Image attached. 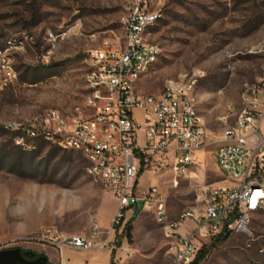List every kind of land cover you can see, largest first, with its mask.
I'll return each mask as SVG.
<instances>
[{
  "label": "rangeland",
  "instance_id": "1",
  "mask_svg": "<svg viewBox=\"0 0 264 264\" xmlns=\"http://www.w3.org/2000/svg\"><path fill=\"white\" fill-rule=\"evenodd\" d=\"M130 1L0 0V48L12 39L29 37L26 51L11 54L17 81L0 90V250L21 248L48 257L46 249L52 245L43 240L45 229L89 235L110 226L116 200L87 174L81 152L56 148L55 142L44 139L25 150L7 125L51 108L84 114L87 52L108 39L124 41ZM154 1L162 17L150 29L149 40L159 46L160 54L141 77L139 90L160 94L168 78L199 71L195 98L209 135L201 164L191 167L189 176L175 181L170 167L145 171L147 182L157 180L152 186H158L173 221L185 210L198 208L199 187L224 180L216 161L220 137L245 107L246 89L264 73V53L259 50L264 44V0ZM49 32L59 36L55 45ZM231 110L235 115L229 116ZM143 190L138 197L145 196ZM132 208L126 217L130 237L125 228L118 235L127 242L118 264H174L156 206L142 200ZM191 227L186 221L180 229ZM195 243L196 258L204 250L199 264H264V210L251 216L247 233L226 238L195 233ZM59 257L55 252V260H48L63 264Z\"/></svg>",
  "mask_w": 264,
  "mask_h": 264
},
{
  "label": "built area",
  "instance_id": "2",
  "mask_svg": "<svg viewBox=\"0 0 264 264\" xmlns=\"http://www.w3.org/2000/svg\"><path fill=\"white\" fill-rule=\"evenodd\" d=\"M158 17L162 11L150 7L149 0L133 1L123 20L124 41L108 39L101 48L87 53L89 67H94L106 84V96L92 102L90 110L84 114L52 112L8 127L26 132V139L15 140L20 147L28 148V141L40 140V136H53L55 145L82 151L87 163H92L95 180H103L116 200L111 231L124 230L128 212L139 206L140 199L146 206L155 205L158 221L171 242L174 264H193L198 253L195 233L203 237L247 233L251 216L264 210V78L246 89L244 116L227 124L220 137L224 147L216 149V161L223 182L197 189L198 208L169 220L158 186L149 187L143 198L137 196L140 173L170 167L175 181L189 176L190 168L201 164L209 135L208 128L195 126L186 96V85L201 76L199 71H189L186 80L168 78L160 94L139 90L144 60L160 51L156 43L140 37V28ZM20 40L15 38L0 48V90L17 81L7 67V58L9 49L22 51ZM50 42L54 44V39ZM94 84L97 87V82ZM233 115L231 110L229 116ZM47 117H54L55 125H47ZM56 119H63V126H56ZM240 167H247V174H240ZM234 178H241L240 189H233ZM186 221L192 227L182 232L180 226ZM101 233L95 228L90 236L66 235L50 228L44 230L43 240L57 247L87 250L108 245L106 239L98 240Z\"/></svg>",
  "mask_w": 264,
  "mask_h": 264
},
{
  "label": "bare ground",
  "instance_id": "3",
  "mask_svg": "<svg viewBox=\"0 0 264 264\" xmlns=\"http://www.w3.org/2000/svg\"><path fill=\"white\" fill-rule=\"evenodd\" d=\"M133 1H135V0L130 1L129 6L132 5ZM149 4H150V7H156L154 0H149ZM160 18L161 17L155 18V19H153L152 22L147 23L146 25H142V27L140 28V37H144L145 41H150L149 40L150 29L159 22ZM64 34H61V36ZM48 36H49V41H52V39H54V44H52V45H55L57 43V39L59 36L54 35L53 32H49ZM28 40H29V37L26 35H25V37L21 38L20 50L26 51L25 49H26V46L28 45V42H29ZM99 48H101V47H99ZM96 50H98V48H93V49L88 50L87 53H92ZM259 50H260V52L264 53V44L260 47ZM14 51H17V50L16 49H9V57L7 58V67H10V70L12 72V77L14 78V80H17V71L14 67L13 58L11 57V54ZM159 54H160V51L159 52H153V53H151L150 57H147V59L144 60V68H142V76L144 74H146L150 70V68L154 65V63L157 61V59L159 57ZM13 55H14V53H13ZM86 62H87V68H86V71L84 74L85 85H86L87 93L93 94V95H90V97H86V104L90 110L92 108V102H97V100L104 99V97L106 96V84L104 83V81H100V73L98 71H96V69L94 67H89V61H87V57H86ZM188 76H189V73H181L178 76L174 77V79L186 80V77H188ZM262 78H264V73H263ZM95 82H97V87H96V84H94ZM196 88H197L196 79H191L189 81L188 85H186V96H188V100L190 101V103L192 105V115L194 117L195 126L207 128L203 116L198 111L197 102H196V98H195ZM52 112H62V111L60 109H55V108L47 109L43 113L36 114L27 120L12 121V122L8 123L7 128L13 132L19 133L20 138L17 140L26 139V132L25 131H17V127H8V126L23 125L26 122L35 121V119H38L40 117H44V114H51ZM238 116H244V108L241 109L240 114ZM47 125H55V118L54 117H47ZM56 126H63V119H56ZM40 139L55 142V137H53V136H40ZM18 143H19V141H18ZM35 147L36 146L33 144V141H28V148H25V147H23V148L25 150H31ZM223 147H224V140H220V144L217 148H223ZM79 152L82 153V151H79ZM86 170H87V174L95 180L94 171L92 170V163H87ZM240 174H247V167H240ZM96 181H99L103 184V180H96ZM201 187H209V186H201ZM201 187H199L198 189H201ZM240 188H241V178H234L233 189H240ZM47 229H50V228H47ZM94 231H95V229H94Z\"/></svg>",
  "mask_w": 264,
  "mask_h": 264
},
{
  "label": "crops",
  "instance_id": "4",
  "mask_svg": "<svg viewBox=\"0 0 264 264\" xmlns=\"http://www.w3.org/2000/svg\"><path fill=\"white\" fill-rule=\"evenodd\" d=\"M86 93H87V89L84 96H86ZM84 110H89L86 108L85 98H84ZM145 174L146 172H144L140 176V180L138 184V190L143 188L144 189L143 192H145L150 186H152L157 181L154 178L151 179L149 182H147L145 180ZM141 202L142 200L140 199L139 202L136 203V205L141 206ZM111 225H112V221L107 229L101 230L102 233L99 235V239H98L99 241L102 239H106V241L108 242L107 246L105 247L96 246L94 248L85 250L71 246L57 247L52 245V247L46 249L49 259L52 261L55 260L54 259L55 252H57L59 253L60 261H62L65 264H118L123 260L125 256L127 242L124 237L122 236L118 237L119 234L120 235L122 234V231L110 230ZM90 234L89 235L84 234V235L90 236ZM118 241L120 242V244H118Z\"/></svg>",
  "mask_w": 264,
  "mask_h": 264
},
{
  "label": "water",
  "instance_id": "5",
  "mask_svg": "<svg viewBox=\"0 0 264 264\" xmlns=\"http://www.w3.org/2000/svg\"><path fill=\"white\" fill-rule=\"evenodd\" d=\"M46 255H38L33 250L23 251L21 248L0 250V264H47Z\"/></svg>",
  "mask_w": 264,
  "mask_h": 264
},
{
  "label": "trees",
  "instance_id": "6",
  "mask_svg": "<svg viewBox=\"0 0 264 264\" xmlns=\"http://www.w3.org/2000/svg\"><path fill=\"white\" fill-rule=\"evenodd\" d=\"M14 133H16L17 135H18V137H17V139H19L20 138V135H19V133H17V132H14ZM16 139V140H17ZM17 143H18V141H16ZM18 146H19V143L17 144ZM20 147V146H19ZM55 147L56 148H61V147H59V146H57V145H55ZM21 148H23V147H21ZM24 149V148H23ZM143 173V171L140 173V175ZM138 211H136V213H137ZM125 231H126V234H127V237H130V232H131V223H130V221L126 224V226H125ZM230 233H222V234H220L219 235V237L220 238H226L228 235H229ZM118 244H120V242L118 241ZM204 250H202L201 252H200V254L198 255V257L195 259V261L193 262V264H199V262H200V260L203 258V254H204V252H203ZM47 264H52L51 262H49V260L47 261Z\"/></svg>",
  "mask_w": 264,
  "mask_h": 264
}]
</instances>
